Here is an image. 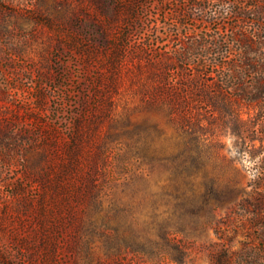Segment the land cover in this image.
Wrapping results in <instances>:
<instances>
[{"label":"rangeland","instance_id":"obj_1","mask_svg":"<svg viewBox=\"0 0 264 264\" xmlns=\"http://www.w3.org/2000/svg\"><path fill=\"white\" fill-rule=\"evenodd\" d=\"M236 1L0 0V264H212L224 245L238 260L264 248V207L245 200L264 197V0ZM237 64L243 87L228 89ZM160 81L180 99L154 96ZM179 151L197 211L175 242H148L132 217L168 211L162 160ZM100 199L120 212L118 255Z\"/></svg>","mask_w":264,"mask_h":264},{"label":"trees","instance_id":"obj_2","mask_svg":"<svg viewBox=\"0 0 264 264\" xmlns=\"http://www.w3.org/2000/svg\"><path fill=\"white\" fill-rule=\"evenodd\" d=\"M242 2V1H236L235 3ZM199 8L203 12H207L208 18L210 19L211 22L218 21L224 16V11L220 12L218 9H210L207 11L208 6L205 3H199ZM238 12H235L236 15H239V10H236ZM232 12V11H231ZM230 12V13H231ZM240 13L246 14V10H241ZM180 15L182 17H188L187 10H182L180 11ZM198 43L195 44V47L192 49L193 51L195 50H200L203 45L206 46L202 41H197ZM221 43L218 41H215L214 43H211V46L214 47V51L216 48H219ZM210 47V46H208ZM210 49V48H209ZM192 51V52H193ZM207 51V50H206ZM190 51L189 54H192ZM209 52V50H208ZM245 52V58L247 59L248 52ZM201 53V52H200ZM212 54V53H211ZM202 55V53H201ZM185 56L189 57V55L186 53ZM120 62V60H118ZM247 64V62H246ZM118 65V62H117ZM239 64L232 66L231 68H228L227 72L224 71L221 73L223 80L225 81L224 83L228 86V89H234L238 87H243L242 85V80H240L245 71H243V68H246V66H238ZM253 68H257V63L252 66ZM158 72V71H157ZM155 71L154 76H158L159 74ZM195 81L198 83V79L190 78L188 80ZM162 84H156V86H153L151 88V93L156 96H162L164 92L169 94H172L174 96L175 100L180 99L179 94L182 91L178 88V86L175 89L168 88L167 85H165L162 81H160ZM223 83V82H222ZM167 84V83H166ZM193 84H195L193 82ZM200 85V84H199ZM170 89V90H169ZM228 89H219L218 95L215 94L211 95L208 93H205V90H202L200 92L201 96L206 95L208 98H214L217 100H214V105H216V101L218 102L219 98L223 97H228ZM247 91V90H246ZM211 92V91H210ZM264 93L261 92V94ZM221 95H223L221 97ZM190 96H195L193 95H188ZM227 99V98H225ZM224 100V99H221ZM218 110H220L219 106H215ZM227 105L225 106V108ZM179 112V121L182 120V122H189V117L190 115L186 113V111H178ZM140 136L142 135L141 132ZM144 145V144H143ZM145 146V145H144ZM145 148L140 147V151H143ZM191 153V152H190ZM144 155L146 154L145 152L143 153ZM189 153H185L184 151H179L177 154H173V156L170 158V160L163 159V164L166 167L168 174H169V179L170 183L169 186H167L164 190V194L168 195L167 201L170 204V208H168V211H163L156 209L157 206L154 205L155 209L151 211L149 216L147 218H143L141 215L137 214L134 215L135 217H132V224L137 228L136 230L140 229L139 226L143 224L147 230V237L145 234V239L146 241L150 242L154 239L157 238V236L154 234V230H159L161 231V234H158L159 237L163 238L165 241L171 243L172 241L175 242L176 237L174 235L175 232L182 231L184 227H186V212L192 213L196 212V208L194 209L195 204V199L196 196L198 195L196 192L195 188V183L193 180V175H192V164L189 163L188 157L187 156ZM154 157V156H153ZM152 157V159H154ZM214 187V186H213ZM212 187V188H213ZM214 189V188H213ZM215 190V189H214ZM100 192H101V187H100ZM205 198L207 197L206 195ZM253 199L247 198L245 200L254 203L255 205H259L264 207V197L260 196L259 193H254L252 194ZM101 197V196H100ZM208 201V199H207ZM222 201V200H220ZM262 207V208H263ZM168 212V213H166ZM259 214L258 212H256ZM120 215L119 210H114V209H106L103 211V204L102 200L100 199V229L101 231L106 234L107 240H106V249L108 251V254H119L122 252V243H121V238L119 233L117 232L118 226L115 225L116 220L118 219V216ZM258 220L261 221V225H264V215H258L257 216ZM138 226V227H137ZM264 227V226H263ZM145 241V242H146ZM145 242H136V245L133 246L132 250L135 251L136 253H140L141 249L143 247V243ZM243 250L241 252L246 251L247 249L249 250V246L245 245L243 246ZM180 256H183L184 254V249H179ZM255 255L250 257L247 256V260L240 259L237 255V251L235 250H230L229 246L224 245L221 249H219L215 254L213 255V263L212 264H264V248L258 247L255 249Z\"/></svg>","mask_w":264,"mask_h":264}]
</instances>
